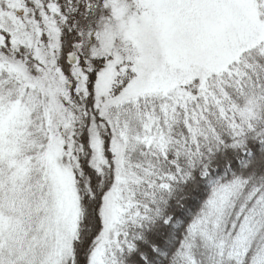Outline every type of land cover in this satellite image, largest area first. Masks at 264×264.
I'll return each instance as SVG.
<instances>
[{"label": "snow or ice", "instance_id": "1", "mask_svg": "<svg viewBox=\"0 0 264 264\" xmlns=\"http://www.w3.org/2000/svg\"><path fill=\"white\" fill-rule=\"evenodd\" d=\"M0 264H264V0H0Z\"/></svg>", "mask_w": 264, "mask_h": 264}]
</instances>
